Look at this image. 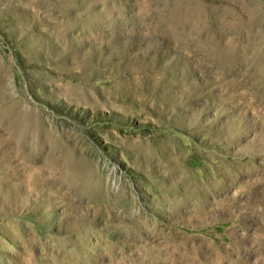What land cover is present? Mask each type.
Wrapping results in <instances>:
<instances>
[{
    "label": "rangeland",
    "instance_id": "1",
    "mask_svg": "<svg viewBox=\"0 0 264 264\" xmlns=\"http://www.w3.org/2000/svg\"><path fill=\"white\" fill-rule=\"evenodd\" d=\"M0 264H264V0H0Z\"/></svg>",
    "mask_w": 264,
    "mask_h": 264
},
{
    "label": "bare ground",
    "instance_id": "2",
    "mask_svg": "<svg viewBox=\"0 0 264 264\" xmlns=\"http://www.w3.org/2000/svg\"><path fill=\"white\" fill-rule=\"evenodd\" d=\"M250 51V50H249ZM249 53V52H248ZM230 58V57H229ZM239 61V60H238Z\"/></svg>",
    "mask_w": 264,
    "mask_h": 264
}]
</instances>
